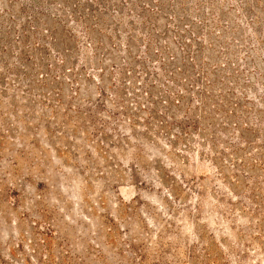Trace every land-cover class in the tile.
Listing matches in <instances>:
<instances>
[{"label":"rangeland","instance_id":"obj_1","mask_svg":"<svg viewBox=\"0 0 264 264\" xmlns=\"http://www.w3.org/2000/svg\"><path fill=\"white\" fill-rule=\"evenodd\" d=\"M0 264H264V0H0Z\"/></svg>","mask_w":264,"mask_h":264}]
</instances>
